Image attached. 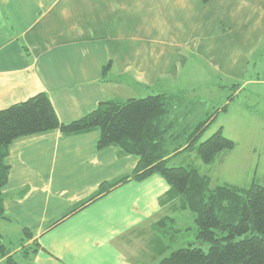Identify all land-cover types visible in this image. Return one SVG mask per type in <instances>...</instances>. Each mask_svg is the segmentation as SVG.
Instances as JSON below:
<instances>
[{
	"label": "crops",
	"instance_id": "0c3cea01",
	"mask_svg": "<svg viewBox=\"0 0 264 264\" xmlns=\"http://www.w3.org/2000/svg\"><path fill=\"white\" fill-rule=\"evenodd\" d=\"M263 53L264 0H0V110L45 93L69 124L109 100L178 89L208 96L218 82L239 86L227 113L264 124ZM182 96L204 108L212 100ZM99 138V130H53L9 145L0 237L24 250L10 244L1 264L9 256L16 264H157L177 248L172 234L182 232L186 210L159 175L83 204L138 163L119 147L98 150ZM221 154L197 168L211 188L215 176L232 185L213 172L225 165Z\"/></svg>",
	"mask_w": 264,
	"mask_h": 264
},
{
	"label": "trees",
	"instance_id": "16d2710c",
	"mask_svg": "<svg viewBox=\"0 0 264 264\" xmlns=\"http://www.w3.org/2000/svg\"><path fill=\"white\" fill-rule=\"evenodd\" d=\"M262 56L264 59V53ZM109 69L108 63L103 76ZM219 86L230 93L223 106L213 112L204 110L197 117L181 92L109 100L69 124L59 122L45 93L0 110V221L7 219L2 189L9 174L5 160L14 140L53 130L64 136L99 130L98 150L119 147L122 154L138 157V163L131 173L102 184L84 205L110 189L156 174L180 199V206L194 216L193 226L185 230L190 233L188 243L172 250L157 264H264V186L219 184L211 188L209 177L195 167L168 165L171 158L186 151L195 152L203 165H210L217 155L235 148L221 127L197 143L219 114L227 113L228 106L238 99V85ZM187 132L190 136L184 142L181 136ZM175 142L178 144L173 148ZM1 240L0 237V243ZM8 250L0 245L2 254ZM13 258L9 256L5 264H16Z\"/></svg>",
	"mask_w": 264,
	"mask_h": 264
},
{
	"label": "rangeland",
	"instance_id": "374dc122",
	"mask_svg": "<svg viewBox=\"0 0 264 264\" xmlns=\"http://www.w3.org/2000/svg\"><path fill=\"white\" fill-rule=\"evenodd\" d=\"M262 64L264 66V63ZM260 65L261 63L258 62V67H260ZM202 72H205V71H202ZM263 74L264 73L261 72L260 76H263ZM213 78L214 77H212L211 79ZM134 79H137V78H134ZM193 80L201 81L203 79L202 77H198ZM171 81H173V79ZM212 81H215V78ZM177 91L181 92L182 95L187 94V95H190L191 97H193V95L195 94L197 96H194V97H198V98H205L207 96L205 94H201L202 92H199L198 90L195 91V90H190V89H186V90L178 89ZM204 92L209 94L206 98L212 99L206 102L205 108L202 107L204 103L203 104L201 103L199 105V103L201 102V100L199 99L196 101H191V102L186 101L189 104L190 110L195 109L196 111L194 114L195 117H197L204 110H208V111L211 110V112H213L217 108L222 107L226 101L227 96H229L230 94L226 92V90H223L219 86L218 82L211 87L210 86L206 87V90ZM135 99H138V98H135ZM237 104L238 102L236 101V105ZM262 106H264V103H262ZM229 112L226 114L220 113L219 116L216 118L214 124L201 135L197 143L199 144L202 140L211 136L214 130H216L219 126H221L220 124H226L227 125V127L225 128L226 133H224L223 135L225 136V138L229 139L230 141L235 142L234 144L236 148H234L232 151L222 152L221 155H224V157L220 158V160L225 162V165L224 167L215 166L218 169H215V170L213 169V172L217 174L220 171L222 174H224L225 178H227L231 182L233 186H236V184H241L242 186L248 187L251 183L264 186V124L259 123V122L257 123V121L256 122L251 121V120L247 121L244 117L242 118L240 117V115L231 114L232 113L231 111ZM261 114L264 115V111H261ZM262 118H263L262 120H264V117ZM188 132L186 135L181 136V138H184V142L187 140L188 136H190ZM177 144L178 142H175V144L173 145V148ZM183 163L185 165L193 166L196 169L200 168V172H202L203 168L206 167L200 162L195 152H189V151L183 152L181 154H177L176 156H174L173 158L169 160L168 165L169 166H179V165H182ZM218 179L219 178L216 176L213 178V182H212L213 187L219 184H222L221 180L217 182ZM192 222H193L192 216L189 211H186L184 214L180 215L177 221V226L183 229H182V232L180 233H176L177 231H175V233L172 234V235L176 234L175 240L173 242L174 244L173 246H176L177 248L181 246L184 247L182 243L185 242L186 244V241L190 239V235H189L190 233H186L184 227H190ZM167 228L171 229L173 228V226L167 225ZM1 229L2 227L0 226V231ZM1 241L2 242L0 243V245L5 246V248L7 249H12V247H9V245L10 244L16 245V243L18 242V240L15 239L14 236L11 237V241H10L11 243H9V240L3 239ZM22 244L23 243H17V247H15V249H20V251L22 252L24 250L22 247ZM170 250L168 251V254ZM7 254H9L8 251H7ZM14 255H17V254L15 253ZM22 255H24V252ZM3 257H5V255L2 254V251H1L0 259ZM7 259L8 258H6V260ZM3 264H5V262Z\"/></svg>",
	"mask_w": 264,
	"mask_h": 264
}]
</instances>
